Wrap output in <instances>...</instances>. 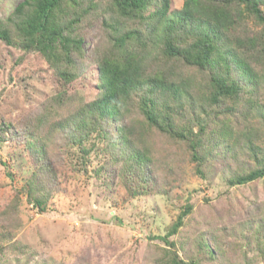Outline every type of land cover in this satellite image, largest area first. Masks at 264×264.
Returning a JSON list of instances; mask_svg holds the SVG:
<instances>
[{
    "label": "trees",
    "instance_id": "1",
    "mask_svg": "<svg viewBox=\"0 0 264 264\" xmlns=\"http://www.w3.org/2000/svg\"><path fill=\"white\" fill-rule=\"evenodd\" d=\"M170 7L171 0H22L0 20V40L48 63L61 92L56 97L93 94L57 121L48 118L41 131L24 125L32 169L14 195L16 209L23 203L51 209L60 191L56 158L69 164L56 156L58 131L76 170L86 171L95 152L94 176L107 188L117 179L128 199L173 186L167 182L173 163L159 144L165 140L185 148L200 176L211 161L227 172L230 186L264 176V0H183L173 13ZM95 22L104 37L88 61L82 30ZM191 212L185 203L157 236L168 247L156 264L253 263L247 251L241 263L224 261L226 247L211 234L200 235L190 259L181 258L170 237ZM248 227L252 221L239 229L241 244L251 243L252 233L255 255L264 259V218ZM9 238L10 230L0 232L1 251L9 246L31 255L27 244Z\"/></svg>",
    "mask_w": 264,
    "mask_h": 264
},
{
    "label": "rangeland",
    "instance_id": "2",
    "mask_svg": "<svg viewBox=\"0 0 264 264\" xmlns=\"http://www.w3.org/2000/svg\"><path fill=\"white\" fill-rule=\"evenodd\" d=\"M20 1L0 0V20ZM182 4L183 0H171L170 12ZM98 22L82 30L88 61L104 37ZM53 75L39 53L0 40V232L10 230L9 241H21L32 251L23 257L8 246L0 250V259L12 264H156L162 248L168 247L157 236L164 234L176 213L190 203L192 212L185 224L170 237L181 258L190 259L196 253L197 240L203 234L208 240L211 235L217 237L226 247L229 260L224 261L241 263L240 253L247 251L254 258L252 264H264V259L255 255L252 233H246L251 243L242 245L245 238L239 232L249 221L252 228L246 229L254 230L255 221L264 218V176L230 186L225 179L227 172L217 161L205 164L204 176H200L194 172L185 148L174 141L159 142L165 151L162 157L169 156L167 161L173 163L167 179L173 186L165 192L128 199L117 179L107 188L94 176L92 169L99 162L95 152L86 162V171L76 170L65 136L58 131L53 138L60 147L56 156L69 164L62 165L63 160L56 158L60 191L50 199L51 209L39 212L32 203L16 209L14 195L25 185L32 169L24 125L32 124L41 131L48 118L55 122L93 96L86 92L78 95L73 90V98L64 95L67 100L63 101L55 96L61 92L56 90ZM53 96L57 104H51ZM9 125L14 129L8 131ZM202 264L213 263L208 260Z\"/></svg>",
    "mask_w": 264,
    "mask_h": 264
}]
</instances>
